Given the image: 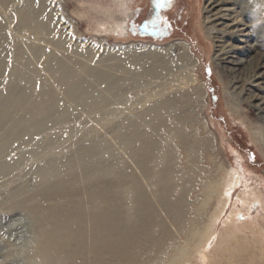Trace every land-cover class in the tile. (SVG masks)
I'll list each match as a JSON object with an SVG mask.
<instances>
[{
	"label": "rangeland",
	"instance_id": "rangeland-1",
	"mask_svg": "<svg viewBox=\"0 0 264 264\" xmlns=\"http://www.w3.org/2000/svg\"><path fill=\"white\" fill-rule=\"evenodd\" d=\"M205 3L128 0L122 36L102 13L115 0H0V99L27 71L32 100L52 90L61 109L0 152V264H26L35 251L26 223L46 204L44 173L55 201H72L88 225L106 220L79 264H264V204L243 206L251 189L264 194V66L249 60L264 48L223 70ZM30 12L44 35L21 23ZM147 19L156 38L140 32ZM56 61L100 77L89 78L88 99L60 91ZM249 75L261 77L252 85ZM30 108L12 110L0 142ZM233 169L242 181L226 199Z\"/></svg>",
	"mask_w": 264,
	"mask_h": 264
},
{
	"label": "bare ground",
	"instance_id": "bare-ground-1",
	"mask_svg": "<svg viewBox=\"0 0 264 264\" xmlns=\"http://www.w3.org/2000/svg\"><path fill=\"white\" fill-rule=\"evenodd\" d=\"M127 2L128 0H115V12L119 11L118 13L105 9L102 12L114 22L113 24L116 23L115 28L119 32L115 31L122 36L127 35L128 25L126 24L128 23L125 18V15L129 13L127 12ZM205 4V30L208 39H211L215 43L216 53L214 60L219 66L223 65V70L225 68L227 70V66L225 65L229 64L236 71L241 65L247 62L244 58H236L233 61L236 53L247 54L250 51L254 52L259 48H264V0H206ZM231 6H238L237 8L240 9V12L238 10L235 11V9H230ZM234 13L237 16L232 17ZM228 22L231 23L227 24ZM21 23L24 26L32 27L39 35H44V32H46L44 31L45 28L42 27L43 25L38 24L31 12L22 14ZM97 27V31H99L102 25L98 24ZM105 31H114V29H104L103 32ZM99 32L102 31L100 30ZM142 34L156 37L157 31L147 30L144 33L142 32ZM227 39L238 42L241 47H231L227 43ZM259 53L257 52L258 56H256V59L250 58L249 60L251 64L258 61L259 63L257 64L264 66V55ZM54 65L56 72L58 74L59 72L61 73L59 75L60 91L62 90L66 93L69 99L73 101L76 99L78 101L81 98H89L88 94H90L89 91L91 88L88 87L87 82L89 78H100L96 73L82 69V72L79 74L74 68H69V65L61 61L54 62ZM19 73V77L17 78L20 82L17 83L16 87L6 97L0 99V124L6 123L7 119L9 120L8 117L12 113V110L21 109L28 103L31 104V108L25 113L22 119L20 118L21 120L15 125V130L14 128L8 130L5 139L0 142V152L4 148H7L12 141V137L19 130L31 132L47 123V118L59 114L58 112L61 111L55 104L56 93L52 90L46 91L40 99L32 100L31 89L28 87V83L34 73H27V71L23 74ZM249 77H251L250 79L252 80L250 82L253 85L254 81L261 76L249 75ZM235 79H238L235 83L242 80L237 77ZM4 126L0 125L1 128ZM227 177L228 180L223 185L225 187L233 186L235 183L237 184L242 181V179L238 181L239 174L234 169L228 172ZM46 179L47 175L44 173L41 176L40 186L42 188L37 192L38 198L45 200L46 204L36 203L33 205L31 208V217L35 223H31L33 220L26 223L25 239L28 241L35 239L36 241L35 251L26 264H79L91 245H100L102 243L104 237L102 226L106 220H102L99 215V217L93 219V224L88 225V222L85 221L86 219L89 220L86 212L74 207L72 201H67V204L63 205L61 204L63 202L54 200V182L46 183ZM212 187L214 189V186ZM231 189L232 187L230 186V190L228 189L223 194L226 199L230 196ZM100 200L106 205L103 211L106 212L109 210V202L106 204L103 197ZM256 202L258 204H264V194L258 188L257 190L251 189L248 192L247 198L243 199V206H245L244 212L249 211L250 206ZM90 210L95 211L93 207Z\"/></svg>",
	"mask_w": 264,
	"mask_h": 264
},
{
	"label": "flooded vegetation",
	"instance_id": "flooded-vegetation-1",
	"mask_svg": "<svg viewBox=\"0 0 264 264\" xmlns=\"http://www.w3.org/2000/svg\"><path fill=\"white\" fill-rule=\"evenodd\" d=\"M147 21H149V24H148V23L145 24L144 27H145L147 30L157 31V30H155V29H152L153 27L150 26V25H152L151 19H147ZM131 28H133V32L136 30V27H135V26H131L130 29H131ZM137 31H139L138 27H137ZM140 32H141V28H140ZM141 33H142V32H141ZM158 34H159V31H157V36H158ZM145 35H147V34H145ZM148 36H149V35H148ZM157 36H156V37H157ZM150 37H151V36H150ZM156 37H154V38H156Z\"/></svg>",
	"mask_w": 264,
	"mask_h": 264
},
{
	"label": "water",
	"instance_id": "water-1",
	"mask_svg": "<svg viewBox=\"0 0 264 264\" xmlns=\"http://www.w3.org/2000/svg\"><path fill=\"white\" fill-rule=\"evenodd\" d=\"M141 30H142L143 33L147 31V29L144 28V27H142ZM148 33H149V32H148Z\"/></svg>",
	"mask_w": 264,
	"mask_h": 264
}]
</instances>
